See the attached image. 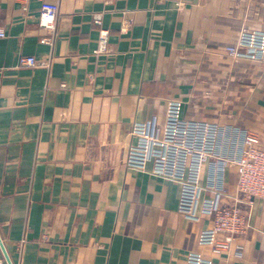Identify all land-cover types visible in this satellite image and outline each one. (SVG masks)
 <instances>
[{"label": "crops", "instance_id": "obj_1", "mask_svg": "<svg viewBox=\"0 0 264 264\" xmlns=\"http://www.w3.org/2000/svg\"><path fill=\"white\" fill-rule=\"evenodd\" d=\"M43 1L0 0L3 263L186 264L202 250L214 264H264L263 201L243 206L240 253L213 255L198 245L208 219L179 210L180 185L152 163L126 165L132 126L161 128L167 100H181L187 120L237 125L209 106L206 90L224 67L264 71L225 51L244 28L264 29V0H48L59 5L51 44L41 41ZM101 30L107 49L98 53ZM21 56L50 65L21 67ZM245 127L264 141V114ZM236 180L231 168L230 195Z\"/></svg>", "mask_w": 264, "mask_h": 264}, {"label": "built area", "instance_id": "obj_2", "mask_svg": "<svg viewBox=\"0 0 264 264\" xmlns=\"http://www.w3.org/2000/svg\"><path fill=\"white\" fill-rule=\"evenodd\" d=\"M59 5L44 0L40 6L39 25L47 34L44 43L54 41ZM101 24V19L97 20ZM6 35L0 28V37ZM107 31H100L98 53L107 49ZM228 56L246 58L264 64V29L244 28L235 44L226 47ZM50 62L35 56H21V67H49ZM131 135L135 142L128 147L127 167L151 171L180 185L179 210L191 220L208 219L200 232L198 245L211 254L240 253L243 246L235 242L249 226L243 206L264 202V144L255 132L237 125L187 120L182 117V101L165 103L162 127L156 120L136 122ZM235 168L236 194L227 191L226 173ZM229 202H226V201ZM7 259V260H6ZM7 264H12L6 258ZM0 264H4L0 259ZM186 264H214L204 251H191Z\"/></svg>", "mask_w": 264, "mask_h": 264}, {"label": "rangeland", "instance_id": "obj_3", "mask_svg": "<svg viewBox=\"0 0 264 264\" xmlns=\"http://www.w3.org/2000/svg\"><path fill=\"white\" fill-rule=\"evenodd\" d=\"M235 64L231 63L232 66ZM244 65V70L238 71L234 70L235 67L231 71L224 65V71L217 74V77L213 76L215 80L212 83L218 84L207 87L206 97L209 102L212 99L209 106L217 111L220 118L237 119V126L249 129L245 127L246 118H257L264 114V71ZM241 120H244V124L240 123Z\"/></svg>", "mask_w": 264, "mask_h": 264}]
</instances>
